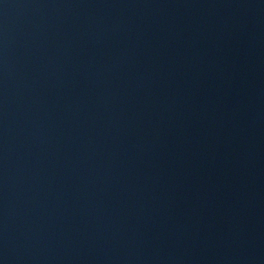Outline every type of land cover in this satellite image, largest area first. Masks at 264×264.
Masks as SVG:
<instances>
[{"label": "water", "instance_id": "95a60500", "mask_svg": "<svg viewBox=\"0 0 264 264\" xmlns=\"http://www.w3.org/2000/svg\"><path fill=\"white\" fill-rule=\"evenodd\" d=\"M0 264H264V0H0Z\"/></svg>", "mask_w": 264, "mask_h": 264}]
</instances>
